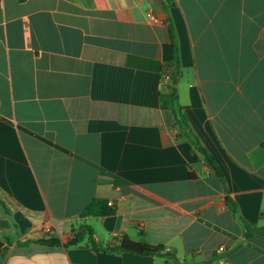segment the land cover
<instances>
[{
  "label": "crops",
  "instance_id": "crops-1",
  "mask_svg": "<svg viewBox=\"0 0 264 264\" xmlns=\"http://www.w3.org/2000/svg\"><path fill=\"white\" fill-rule=\"evenodd\" d=\"M171 30L220 176L161 108ZM227 199L264 228V0H0V264H264ZM93 201L115 214L82 218ZM84 226L172 256L63 246Z\"/></svg>",
  "mask_w": 264,
  "mask_h": 264
},
{
  "label": "trees",
  "instance_id": "trees-1",
  "mask_svg": "<svg viewBox=\"0 0 264 264\" xmlns=\"http://www.w3.org/2000/svg\"><path fill=\"white\" fill-rule=\"evenodd\" d=\"M171 39L175 46V72L170 76L168 90L165 93H162L160 95V103L161 108L166 111H171L175 115L176 122L179 128V131L189 139L192 146L197 150L200 154H202L206 161L209 163V165L217 172V174L220 176V171L217 169L215 164L213 163V159L210 157V155L203 149L201 146L199 139L197 136L192 132L190 129L188 122L183 115L181 111V106L179 103V96L177 91V83L178 78L180 76L179 72V62H178V51L176 49V41L174 39V34L171 30ZM227 202L229 204V208L232 211V213L235 215L237 219H239L243 225L244 229V235L247 240H251L253 238L259 237L264 235V228L260 229L258 233L253 234V227H250L247 225L240 217L239 212L237 209V206L233 201L230 199H227ZM0 208L5 211L7 215H9L8 209L5 207V205L0 200ZM116 210L114 207L110 206L107 202L102 201H93L91 202L86 209L81 213V217H107V216H113L115 214ZM88 237L90 247L93 251L100 252H129L136 255H149V256H162V257H171L172 255L167 252L166 248L162 245L155 246L151 245L145 241L140 242H132L128 239H124L121 244L115 248H102L100 247L94 240L93 237V231L88 226H84L80 233L75 235L74 238L70 239L67 243L63 244L66 248L70 247H76L82 243L84 238ZM39 243L45 244L47 246H61L62 243L57 240H48V241H40Z\"/></svg>",
  "mask_w": 264,
  "mask_h": 264
},
{
  "label": "built area",
  "instance_id": "built-area-1",
  "mask_svg": "<svg viewBox=\"0 0 264 264\" xmlns=\"http://www.w3.org/2000/svg\"><path fill=\"white\" fill-rule=\"evenodd\" d=\"M151 19L155 20L154 17L152 15L149 16ZM223 249H220V251H222Z\"/></svg>",
  "mask_w": 264,
  "mask_h": 264
}]
</instances>
